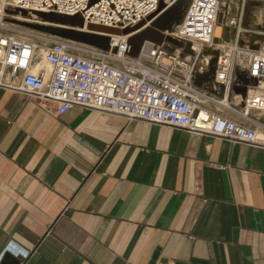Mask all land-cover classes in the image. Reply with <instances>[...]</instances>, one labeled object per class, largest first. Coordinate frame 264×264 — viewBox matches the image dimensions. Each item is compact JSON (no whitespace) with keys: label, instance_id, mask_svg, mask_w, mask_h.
I'll use <instances>...</instances> for the list:
<instances>
[{"label":"crops","instance_id":"crops-1","mask_svg":"<svg viewBox=\"0 0 264 264\" xmlns=\"http://www.w3.org/2000/svg\"><path fill=\"white\" fill-rule=\"evenodd\" d=\"M39 69L50 73L41 57ZM11 83L0 86V264H151L157 250L153 264H264V143L83 106L58 115Z\"/></svg>","mask_w":264,"mask_h":264},{"label":"built area","instance_id":"built-area-1","mask_svg":"<svg viewBox=\"0 0 264 264\" xmlns=\"http://www.w3.org/2000/svg\"><path fill=\"white\" fill-rule=\"evenodd\" d=\"M162 1L169 9L178 0H99L93 5L90 0H0V86L12 87L19 77V90L43 105L58 104V115L83 106L262 145L258 134L264 121L254 113L264 111V43L252 49L243 40L247 0H233L235 11L225 14L232 40L219 48L215 81L208 88L196 85L193 77L200 58L209 65L211 56L202 54L204 48L218 45L221 0H189L172 33L183 47L171 45L170 50L146 41L135 57L128 53V34L112 35V48H118L113 52L47 34L28 35L6 21L13 16L8 11L25 9L30 17H37L35 11H53L79 15L86 26L124 27L146 20ZM188 45L192 53L185 51ZM39 57L50 66L48 75L31 70Z\"/></svg>","mask_w":264,"mask_h":264},{"label":"bare ground","instance_id":"bare-ground-1","mask_svg":"<svg viewBox=\"0 0 264 264\" xmlns=\"http://www.w3.org/2000/svg\"><path fill=\"white\" fill-rule=\"evenodd\" d=\"M189 0H179L177 3L175 2L169 9L166 8V2L162 1L161 5L157 9V11L154 13V15L150 18L149 21H145L146 24L141 27V30L137 32V29L139 27V23L137 24H132L124 27H114V26H108V25H102L99 23H92L94 24L93 26L97 28L98 30L104 32L102 33L104 37L106 38V43L105 44H99V48L106 49L109 46V39H107V36L110 38L114 34H109V33H117L119 31H122L125 34H128V37L130 38V43H131V48L133 49H138L143 43L144 40L142 37L149 36L153 41L155 42H165L167 39L172 41V33L176 31V25L180 23L181 19L183 18V13L185 12V9L187 8ZM236 9V5L234 4L233 0H222L220 3V15H219V23L216 27L215 30V36L218 41V45L213 43L209 48L211 49H219L222 45L229 44L232 40V28H230L227 24V18L225 14L227 12H233ZM52 13L53 11H45V13ZM55 13V12H53ZM257 13V12H256ZM261 13V12H260ZM13 16L9 17L11 19V23L15 26H19L20 31L23 33H26L28 35L34 34V35H44L47 34L50 37H70L67 36H62L60 34H56L53 31H44V30H39V29H34L32 27H24L20 22H26V23H39L47 26H53V27H59V28H64L67 30H75L77 32H85L88 34H92L88 32L86 28H81V26H73L70 24H74L77 22L70 16L57 13L59 16H57L56 19H50L44 15L42 17H26L24 13L21 11L13 12ZM56 14V13H55ZM255 14V13H254ZM65 15V16H64ZM264 15V14H263ZM262 15V16H263ZM253 17V16H252ZM260 18L261 15L255 14V16L252 18V25L253 26H258L256 25V22L259 21L260 19L257 20V18ZM16 20V21H15ZM257 20V21H256ZM262 25L264 26V17H262ZM8 22V23H10ZM246 30V29H245ZM138 33H140V36H138ZM255 36V35H254ZM72 43H77L81 44L84 47H86V44H82L79 42H83L84 40L82 39H74L71 38ZM166 39V40H165ZM258 39V38H257ZM256 38H253L252 35L249 34V32H244L243 34V40L245 44L248 46H251V44H256L255 40ZM86 43H90L89 40L86 41ZM143 46V45H142ZM252 47V46H251ZM142 48V47H141ZM130 49V46H129ZM45 63V62H44ZM46 68L50 69L49 65L45 63ZM198 67L201 68V70H204L208 67V62L203 58L199 59ZM259 138V134H258ZM260 139V138H259Z\"/></svg>","mask_w":264,"mask_h":264},{"label":"water","instance_id":"water-1","mask_svg":"<svg viewBox=\"0 0 264 264\" xmlns=\"http://www.w3.org/2000/svg\"><path fill=\"white\" fill-rule=\"evenodd\" d=\"M99 0H90L89 2V5H93L95 4L96 2H98ZM162 3V2H161ZM160 3V5H161ZM17 12V11H21L22 13L25 14L26 17H30L29 15V12L25 9H21V10H13V11H8L10 14H12L13 12ZM56 13V12H55ZM45 13L43 11H35V14L38 16V17H42V15L50 18V19H56L57 16H59L57 13ZM154 15V14H153ZM151 15L150 17H148L146 20H143L139 23V27L137 30L141 29L142 26H144L146 24L145 21H149L150 18L153 16ZM184 15V13H183ZM65 16V15H64ZM70 17H72L76 22L74 24H70V25H77V26H81V28H86L88 30V32L92 33V34H88V33H85V32H77L75 30H67V29H64V28H59V27H53V26H47V25H43V24H39V23H26V22H20V21H16L18 23H20L21 25H23L24 27H32L34 28L35 30L36 29H39V30H44V31H53L54 33L56 34H60L62 36H67V37H70V40H72L71 38H74V39H82L84 40L83 42H79V43H82V44H86L88 46H92V47H96V48H99V44H105L106 43V38L104 37V35L102 33V31L98 30L97 28H95L92 24V23H89L87 26L85 25V20L79 16V15H75V16H71V15H68ZM60 17V16H59ZM182 20V19H181ZM6 21L7 22H10L11 19L8 17L6 18ZM181 22V21H180ZM11 23V22H10ZM178 25V24H177ZM31 29V28H29ZM109 34H114V35H126L123 30L122 31H119L117 33H109ZM138 36H140V33H138ZM62 38H65V39H69V38H66V37H62ZM143 40H144V43L146 41H150V42H155L153 41L149 36H145V37H142ZM107 39H109V46L106 48V49H102V48H99L101 50H104V51H110L112 50L113 52H117L118 51V48L117 47H113L112 48V45H111V38L109 36H107ZM89 40L90 43H86V41ZM166 40V39H165ZM172 41L170 40H166L165 42H155L157 44H164L166 47H168L170 50H173V46H179V47H183L184 44L176 39H174L173 37L171 38ZM128 42H129V46H130V49L128 51L129 55L135 57L139 54L140 50H141V47L142 44L138 49H133L131 48V41H130V38L128 39ZM173 45V46H171ZM251 47V46H249ZM260 47V46H259ZM259 47H251L252 49H258ZM185 51L187 53H192L191 49L189 48V45L188 47L185 49ZM203 55H210L211 56V59L209 61V65L208 67L203 71H199L198 70V67L195 69L194 71V77H193V80H194V83L198 86H203L205 88H208L209 86H211L212 82L215 81V75H216V70H217V64H218V58H219V49H211L209 47H205L203 52H202ZM223 91V86H221V93ZM158 257H159V250L156 251L154 257H153V262H155L156 260H158ZM153 262L151 264H153ZM160 262L161 264H168V260L167 259H160ZM6 264H21V261L19 259H16V258H12V257H7L6 258V261H5ZM177 264H207L203 261H197V260H193L191 263H180L178 262Z\"/></svg>","mask_w":264,"mask_h":264},{"label":"rangeland","instance_id":"rangeland-1","mask_svg":"<svg viewBox=\"0 0 264 264\" xmlns=\"http://www.w3.org/2000/svg\"><path fill=\"white\" fill-rule=\"evenodd\" d=\"M254 13L259 14V16L261 15V17H260L261 19L258 17L257 20L258 19H260V20L259 21L256 20L257 21L256 25H258L256 27L252 25V18L255 16ZM263 14H264V3L247 0L246 7H245V27H246V30L244 32L245 33L249 32V34L252 35L253 38H256V39L258 38L257 40L253 41L256 44L252 43L251 44L252 47H254V46L259 47L262 43H264V26L262 25V21H261L262 17H264ZM200 59H203V58H200ZM198 63H199V60H198ZM48 70H49V68H48ZM254 114H255V117L259 118L261 122L264 121L263 120L264 119V111L255 112Z\"/></svg>","mask_w":264,"mask_h":264}]
</instances>
